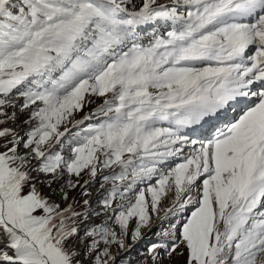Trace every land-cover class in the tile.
I'll return each instance as SVG.
<instances>
[{"label":"snow or ice","instance_id":"obj_1","mask_svg":"<svg viewBox=\"0 0 264 264\" xmlns=\"http://www.w3.org/2000/svg\"><path fill=\"white\" fill-rule=\"evenodd\" d=\"M154 217L140 264H264V0H0V264H110Z\"/></svg>","mask_w":264,"mask_h":264},{"label":"rangeland","instance_id":"obj_2","mask_svg":"<svg viewBox=\"0 0 264 264\" xmlns=\"http://www.w3.org/2000/svg\"><path fill=\"white\" fill-rule=\"evenodd\" d=\"M142 0H134V3L137 5V7L141 4ZM159 2L163 3L165 0H159ZM16 104L20 103V100L14 101ZM100 102L99 100L97 101ZM91 107H94L91 106ZM9 113H12L15 111L17 113V120L15 122H9L7 127L12 128L17 132L20 136H26V131L29 129L30 125L26 123V121L29 118L28 111H20L19 109H8ZM87 111V109H86ZM83 115V113H81ZM23 151V149L21 150ZM35 175V173H33ZM203 179V178H201ZM103 181L100 179V177H97L96 180L90 182V186L88 187L87 191L89 195L87 197L81 196L79 197V201L76 205L77 209H80V207L83 205L84 199H87L89 203L91 204L92 209L100 212L101 214L99 216H94L92 218V223H103L105 216L107 215L102 209L101 205L97 203L98 201H101L103 199V189L101 188V183ZM199 183V182H198ZM110 187V185H108ZM79 191V189H76L75 191L71 192L69 194V198L71 199V196H74L76 192ZM41 193L45 196H49L50 192L49 189L46 187H41ZM195 195V193H193ZM52 199L58 200V196L52 197ZM168 206V201L166 200L164 202V207ZM160 216H163V212L160 213ZM182 218V217H181ZM177 217L172 218V222L174 223ZM109 223H112L111 221ZM134 226V222L130 224V227ZM169 227V222L167 220L159 219L154 217L153 222L150 226V229H142L141 230V237L139 240L133 242L129 237L125 238V248H120L118 245L113 244L110 247V252L112 254L113 260L110 261V264H140V261L144 260L146 258L145 254L147 253L148 247L158 240H162L161 236L157 235V233L161 232L162 230H166ZM81 236H83V226L81 230ZM169 242V241H165ZM88 243V240L85 239L83 241H77L75 244V247L83 252V249L85 245ZM178 252H183V255H177L176 253H173L171 257L165 255L163 251L161 250V255L159 259V264H186L187 259V252L184 250L183 247L177 250ZM83 264H91V257L83 258L81 257ZM148 264H151V258L148 257Z\"/></svg>","mask_w":264,"mask_h":264},{"label":"bare ground","instance_id":"obj_3","mask_svg":"<svg viewBox=\"0 0 264 264\" xmlns=\"http://www.w3.org/2000/svg\"><path fill=\"white\" fill-rule=\"evenodd\" d=\"M187 131H188V134H190V132H192L193 130L189 129V130H187ZM144 230H146V229H144Z\"/></svg>","mask_w":264,"mask_h":264}]
</instances>
